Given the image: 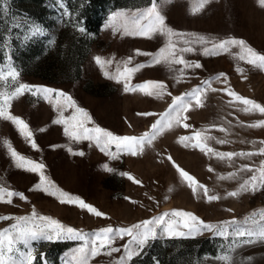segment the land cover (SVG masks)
Masks as SVG:
<instances>
[{"label":"rangeland","instance_id":"obj_1","mask_svg":"<svg viewBox=\"0 0 264 264\" xmlns=\"http://www.w3.org/2000/svg\"><path fill=\"white\" fill-rule=\"evenodd\" d=\"M149 2L10 0L9 15L5 16L0 11V44L6 38L10 40V43L0 46V68L7 70L9 64H14L20 70L19 81L63 89L87 110L95 123L117 135H142L150 129L157 114L167 109L174 96L192 90L209 77H216L221 72L226 74V77L212 79L211 86L202 95V105L190 108L186 113V122L192 125L191 128L173 126L158 136L153 145L146 146L142 154L131 155L125 151L118 153L115 159L107 151H101L94 142H73L64 133V125L53 123L59 113L51 98L45 99L43 95L33 96L30 93L15 98L9 111L21 116L30 125L39 148L32 149L16 126L0 117V186L13 192H23L28 197L24 200L13 195L9 202L5 194L4 199L0 200V217H5L0 220V229L14 223L15 216L30 215L33 207L39 214L49 215L84 231L109 224L114 227L128 226L173 208L194 212L211 222L232 217L242 219L254 210L257 214L264 211V188L242 193L238 197L226 195L252 175V171L241 169V165L254 163L259 167L264 155L255 154L251 159L234 157L232 163H228L215 156L210 158L198 148H185L178 140L181 135L205 129L213 137L208 143L220 151H251L261 147L264 126L251 125L256 120L264 119V114L241 111L242 105L236 106L240 102L233 101L221 89L230 86L240 95L264 104V69L241 61L234 55L239 52L235 47L229 53L207 56L199 51L185 53L186 59L199 60L202 67L184 69L183 75L180 73L183 65L174 64L169 68L164 63L148 64L151 56L143 53H155L167 43V37L159 34L151 38L132 37L113 32L105 24L112 11L144 7ZM64 8L69 10L70 15H64ZM164 12L166 23L180 32L202 34L209 38L235 36L244 39L257 51L264 52V7L258 0H170ZM77 21L85 26V32L73 26ZM33 25L41 26L44 31L26 40ZM195 47L199 49L200 45ZM136 49L141 50V53L137 54ZM9 53L11 60L7 59ZM96 55L112 61L106 66L109 77H105V69L96 64ZM129 56L133 57L130 62L127 60ZM138 63H143L145 67L132 74L131 83L163 80L168 88L163 98L148 96L139 90L125 93L123 81L117 82L111 78L123 71L125 66L134 67ZM240 68H243V72L238 70ZM8 86H15L11 78ZM3 87L0 84V88ZM144 111L154 115H139ZM212 124L223 125L227 131L212 128ZM219 139L231 142L221 145ZM6 140L20 153L43 162L46 166L44 172L60 188L79 195L107 215L97 217L78 205L61 203L57 197L42 189L34 190L39 175L15 166L7 150ZM69 146L82 149L84 155L69 153ZM110 150L116 153V145H111ZM169 154L180 167L212 189L209 194H219L221 199L208 201L202 190L194 194L179 176L172 161L167 159ZM106 163L115 171H106L103 167ZM122 172H130L141 183L136 184L133 179L121 175ZM232 172H236V177L228 179V173ZM127 239L118 240L117 246ZM194 239L207 240L206 249L210 250L194 259L193 264H220L217 254L226 241L213 237L210 232H204ZM164 240L168 239H157L155 242ZM155 242L146 247L132 264L141 259ZM33 243L37 250L34 264H43L45 259L47 264H64L65 253L81 242ZM55 243L66 245L65 249L55 253L52 246ZM122 251L113 253L112 257L102 253L94 257L90 264H111L112 258L121 255ZM247 257H251V261ZM234 259L237 264L242 260L243 264H264V243L239 248Z\"/></svg>","mask_w":264,"mask_h":264},{"label":"snow or ice","instance_id":"obj_2","mask_svg":"<svg viewBox=\"0 0 264 264\" xmlns=\"http://www.w3.org/2000/svg\"><path fill=\"white\" fill-rule=\"evenodd\" d=\"M169 2L170 0H150L144 7L114 10L109 14L105 27H111L113 32H121L123 35L132 37L151 38L157 34L167 37V43L163 44L155 53L148 52L143 54L151 56L148 61L150 65L164 63L169 68L174 64L183 65V68L180 69L181 75H183L184 69L202 67L199 60L190 61L186 59L185 53L199 51L207 56L229 53L234 47L239 49V52L234 55L238 56L241 61H246L250 65L264 69V52L257 51L244 39L235 36L209 38L202 34L180 32L169 26L166 23L164 12V7ZM61 3H63V0H61ZM258 3L264 7V0H258ZM9 10L10 0H0V11L7 16L9 15ZM64 15H70L67 8H64ZM73 26L78 27L80 32L86 31L85 26L80 25L79 21ZM15 27H18V25H15ZM43 31L44 29L41 26L33 25L30 29V34L26 35L25 38L26 40L30 39ZM7 43H10V40L6 38L0 46H4ZM195 45H200V48L198 49ZM135 51L137 54L141 53L139 49ZM7 59H12L11 53L7 55ZM94 59L101 69H105L104 76L109 77L110 74L106 70V66L111 64L112 61L103 59L100 55H96ZM132 59L133 57L131 56L127 57L129 62ZM143 67H145L143 63H138L134 67L125 66L123 71L111 78L117 82L123 81V91L125 93L139 90L148 96L163 98V94L168 91L167 85L163 80L149 79L143 83L134 85L131 83L132 74ZM238 70L243 72V68ZM19 76L20 70L14 64H9L7 70L0 68V84L4 85L3 88H0V117L11 121L26 142L31 145L32 149H38L39 145L30 125L21 116L14 115L9 111L12 101L25 93H30L33 96L43 95L45 99L51 98L54 100L59 116L53 123L64 125V133L73 142L85 140L94 142L96 146L100 147L101 151H107L115 159L118 153L125 151L131 155L142 154L146 146L153 145L158 136L173 126L183 125L186 129L191 128L192 125L186 122L188 120L186 113H188L190 108L202 105V95L211 86L212 79L226 77V74L221 72L216 77H209L192 90L174 96L167 109L157 114V118L151 123L150 129L142 135H117L95 123L87 110L79 106L73 96L63 89L21 82L17 79ZM9 78L15 84L14 87L8 86ZM221 91L227 92L233 98V101L240 102L236 106L242 105L241 111L264 114V104L257 102L255 99L240 95L231 90L230 86L221 89ZM168 95H171V93L168 92ZM230 103L232 102L230 101ZM66 113L69 114L66 115ZM139 115L147 117L154 114L144 111L139 113ZM240 123L243 124V121ZM90 124L91 126H89ZM251 126H264V119L256 120ZM210 127L227 131L223 125L212 124ZM212 138L211 134L205 129H197L189 135L179 136L178 140L185 148H198L210 158L215 156L219 160H226L228 163H232L234 157H248L251 159L255 154L264 155V141L261 142L262 146L257 149L237 152L220 151L212 147L208 143ZM230 142L227 139L218 140L221 145ZM5 144L17 168L39 175V182L33 186L34 190L42 189L45 193L57 197L61 203L78 205L80 209H86L97 217H105L107 215L93 204L86 202L79 195H73L56 185L44 172L46 166L43 162H38L20 153L10 141L6 140ZM113 144L116 145V153H112L110 150V146ZM68 151L72 154L84 155V151L79 148L69 146ZM160 155L163 156V153ZM167 159L172 161L178 170L179 176L187 182L194 194H198L202 190L203 196L208 201L221 199L219 194H209L213 190L200 183L195 176L180 167L173 160L171 154L167 156ZM103 167L108 172L115 171L107 163ZM209 168L211 169V165H209ZM241 169L252 171V175L243 179L236 190L227 192V196L238 197L242 193L255 192L264 188V159L260 160L259 167L254 163L243 164ZM121 175L133 179L136 184L141 183L130 172H122ZM235 177L236 172L228 173L227 175L228 179ZM5 194L9 198V202L13 195L19 196L24 200L28 199L23 192H13L0 186V200L4 199ZM228 211H231V209H228ZM3 219L5 217H0V220ZM14 221V223L0 229V264H34L37 250L33 242L39 241H80L81 243L77 247L65 253L64 264H90L94 257L102 253L112 257L113 253L120 252L121 249H123L121 255L113 257L111 264H132V261L138 258L143 250L157 239H194L204 232H210L213 237L222 238L223 241L227 242L222 245L217 254L220 264H237L234 257L239 248L249 244L264 243V211L257 214L255 210L242 219L232 217L219 222H211L204 220L194 212L173 208L128 226L114 227L109 224L92 231H84L69 226L49 215L39 214L35 207H33L30 215L15 216ZM124 237L128 238L127 241L117 246L116 242ZM246 259L251 261L252 258L247 257ZM43 264H47L46 259ZM156 264H159L158 260ZM239 264H243V260Z\"/></svg>","mask_w":264,"mask_h":264},{"label":"trees","instance_id":"obj_3","mask_svg":"<svg viewBox=\"0 0 264 264\" xmlns=\"http://www.w3.org/2000/svg\"><path fill=\"white\" fill-rule=\"evenodd\" d=\"M199 241L202 243L198 245ZM55 253L62 252L65 249L64 244L55 243L52 245ZM180 246V248H176ZM207 240L189 239H168L155 242L153 246L145 251L141 259L134 264H193L194 259L208 252L206 249Z\"/></svg>","mask_w":264,"mask_h":264}]
</instances>
